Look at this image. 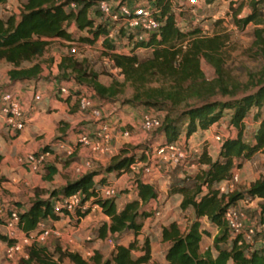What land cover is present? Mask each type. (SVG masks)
<instances>
[{"label": "trees", "instance_id": "16d2710c", "mask_svg": "<svg viewBox=\"0 0 264 264\" xmlns=\"http://www.w3.org/2000/svg\"><path fill=\"white\" fill-rule=\"evenodd\" d=\"M16 1L21 4L18 15L0 16V63L9 66L6 74L10 84L38 81L42 66L36 60L45 54L53 41L77 42L81 46H94L100 42L102 55L119 70L123 80L112 79L109 85H104L99 82V73L86 59L63 55L56 65L55 81L73 87L67 86L71 92L67 99L59 97L60 86L56 94L59 100L76 107L73 113H78L76 96L79 93H91V99L101 108L116 102L128 83L134 90L129 103L166 112L162 119L159 118L160 127L152 132L156 134L154 143L179 142L182 134L188 138L198 130H208L225 116L229 118L237 135L218 143L215 159L204 148L198 157V171L184 175L168 187L170 196L180 198L179 210L191 211L194 221L184 232L175 221L163 224L160 237L167 246L164 260L166 264H264V244L259 243L257 237L252 244L241 236H234L223 219L228 208L236 207L247 198H258L263 202L258 206V221L254 226L264 227V175L243 190L220 191V185L228 182L233 171L242 168L243 162L256 154L264 155V71L246 73L245 83L230 77L224 68L228 37L222 33L204 35L197 27L182 30L170 0H148L159 10L156 17L160 26L142 41L134 40L133 34L123 40V35L119 34L116 38L124 42L125 52H120L116 41L107 37V25L100 22L96 0ZM214 1L206 0L205 6ZM6 2L0 0V5ZM248 8L249 14L238 18L242 11L240 5L232 14V21L241 29L248 24L254 26L252 47L256 56L264 59V0H251ZM138 50L149 51V56L140 59ZM202 61L214 70V79L208 81L205 78ZM155 82L161 86L151 87ZM239 93L243 95L237 98ZM189 99L195 100L194 104H189ZM252 109L256 111L254 120L258 126L248 142L243 140L242 130L244 119ZM109 124L113 123L109 120ZM90 132L91 129L80 127L78 135ZM136 162L135 153H129L128 147L122 148L103 172L119 176L129 172L130 165ZM101 172L80 175L59 189L39 191L25 208L18 205L20 229L30 233L42 222L60 220L54 203L63 197L77 192L82 194L83 201L95 197L107 184L106 177L98 178L103 174ZM55 173L52 168L48 180ZM135 186L136 198L126 202L121 209H118L115 197L91 201L99 205L109 220L96 231L97 239L111 237L115 242L109 258L104 259L99 251H94L89 259H83L78 252L65 250L60 245L51 247V252L48 246L32 245L26 249L27 258L19 259L17 264H149L151 242L148 237H143L142 241L138 237L143 229L142 222L154 215L151 206L158 194L151 184L136 180ZM68 218L71 223L74 221L72 217ZM202 220L215 228L213 236L202 228ZM126 233H131L133 239L123 244L120 240ZM203 236L211 237L212 246L200 252ZM0 242L11 243L1 233Z\"/></svg>", "mask_w": 264, "mask_h": 264}, {"label": "rangeland", "instance_id": "374dc122", "mask_svg": "<svg viewBox=\"0 0 264 264\" xmlns=\"http://www.w3.org/2000/svg\"><path fill=\"white\" fill-rule=\"evenodd\" d=\"M112 2L127 3L131 0H111ZM251 0H215L209 6L192 7L184 3L182 0H176L175 13L178 14V25L182 30H190L194 27L201 29L202 34L211 36L216 33L225 34L228 37V43L225 50L226 63L224 65L226 73L239 80L241 83L247 81L246 73H257L264 71V59L259 58L255 54V49L252 47L254 26L248 24L244 28H239L232 21V14L238 7L242 6L238 18H243L249 14L248 4ZM20 2L16 0H7L4 5H0V16L6 18L9 15H18L20 12ZM264 15V14H263ZM116 44L120 52L127 51L124 47V42L116 38ZM70 47H75L77 50L78 59H86L92 68L99 73V82L104 85H109L112 79L122 82L123 77L119 70L113 67V64L108 58L101 53V44L98 42L94 46L84 48L77 44V42L69 44L63 41H53L48 46L45 54L36 60L42 66V73L38 81L24 83L21 85L12 86L7 78V71L9 66L5 63H0V94L2 92L14 93L22 103L25 101V96L31 94L32 102L30 108H35L33 111L29 108L25 110L24 115L29 122L25 135V143L16 142L14 140V133L11 132L3 123L0 122V149L8 151L10 154L6 164L0 165V206L2 207V214L0 215V233L5 234L4 223L8 218V214L12 210L19 211V206L27 207L29 200L33 195L39 191H52L61 188L63 177L67 179H75L79 174L75 172V164L82 165L86 162L90 163L88 170H83L82 175L93 171H102L109 165L113 156L120 153L122 148H129V153H135L138 161L144 162L145 158L143 152L146 151L147 146L155 144L152 140L156 137L155 133L144 134L139 127L143 116H157L162 119L165 111H158L157 109L145 108L144 106H135L129 101L134 95L133 88L127 83L123 87L116 102L108 105V111H111L112 117L110 121L117 125L119 129L129 130V137H122L118 135L117 140L112 142L111 152L108 155H92L88 151L75 150L69 155V148H73L77 139L79 126L76 122V117L68 116L65 111L59 115L52 114L58 110L56 102L59 98L56 94V89L60 86L55 77L58 75L56 65L59 59L66 54H69ZM137 55L140 59H145L149 56V51L138 50ZM201 70L205 78L210 81L214 79V70L204 61L201 63ZM73 87L71 84H66ZM151 87H160V83H152ZM243 94L239 93L238 97ZM35 96H39V100H35ZM226 100V98L218 97ZM195 100L189 99V104H194ZM39 105V106H38ZM37 106H41L36 118H33L37 111ZM182 107V105H181ZM104 109L106 108L103 107ZM106 110V109H105ZM264 111V108H263ZM256 111L252 109L250 114L244 119L242 136L244 141L250 142L253 133L255 132L258 123L254 120ZM62 119V122H59ZM128 125V127H127ZM85 128V127H84ZM64 130V132H61ZM219 134L222 140L237 135V130L229 123V118L225 116L217 124H215L211 131L198 130L189 138H185L182 134L179 146L187 154V158L179 165H162L150 176L147 181L156 189L158 199L152 204V211L154 215L142 222L143 229L139 235V241L143 237H148L151 242L152 260L149 264H166L164 255L166 252V244L161 242L160 230L164 223L175 221L180 227L181 231H186L191 223L194 221V215L191 211H180L178 208L179 196H170L168 194V187L171 183L178 179H182L186 174H194L200 168L198 164V157L202 150L207 149L212 159L218 155L220 144H218L213 136ZM13 141V142H12ZM64 142L68 148L60 149L57 145ZM24 146H27L24 148ZM45 150V148H47ZM23 149V151H20ZM10 151V152H9ZM19 152V153H18ZM48 153L39 171L31 178H27V185L22 181L25 179L22 169L18 172L15 170L14 162L17 158L23 157L28 153ZM26 153V154H25ZM13 165L12 169L9 168ZM54 168L59 174L55 175L54 183H44L41 185V180H44L45 175ZM235 175L237 180L224 184L225 192H232L234 190H243L249 184L260 179L264 175V155L256 154L251 160L243 162L241 169H235L232 176ZM139 174L127 172L120 177L112 174L109 176L108 185L114 187L116 190L115 201L118 208H121L125 202H128L126 195L133 196V185L138 180ZM231 180V179H230ZM46 197V196H45ZM263 200L255 198L253 200L246 199L239 202L236 209L243 215L246 226H254L258 221V206ZM4 221V222H3ZM75 221V220H74ZM104 219L96 210L91 212L89 219L84 221L80 227H76L75 223H69L64 219L56 225L61 235L60 237H49L45 242L39 246L50 247V252L53 251L51 247L60 245L65 250L78 252L83 259H89L94 251H99L103 258H109L114 247V240L112 244L106 240L97 239L96 231L103 223ZM52 222L46 221L45 226L50 227ZM75 225V226H74ZM202 228L207 230L211 236L216 233L214 227L205 221H201ZM74 226L72 229L71 227ZM70 230V232H69ZM68 231V232H67ZM89 237L90 241L86 238ZM133 235L126 233L121 237V243L127 244ZM212 246L211 237L203 236L200 242V252ZM0 264H12L5 255V244L0 242ZM64 264H68L64 262Z\"/></svg>", "mask_w": 264, "mask_h": 264}, {"label": "built area", "instance_id": "2783aa9c", "mask_svg": "<svg viewBox=\"0 0 264 264\" xmlns=\"http://www.w3.org/2000/svg\"><path fill=\"white\" fill-rule=\"evenodd\" d=\"M97 9L100 12V22L107 25V37L111 41H115L120 34L122 39L133 34L136 41L146 40L147 37L157 31L160 22L157 19L159 10L154 8L148 0H131L127 3L112 2L111 0H96ZM172 5L176 0H170ZM189 6L198 7L204 6L206 0H182ZM72 7H74L72 5ZM88 48V46H84ZM69 55L76 57L77 50L75 47H70ZM58 95L61 99H67L71 96V92L67 86H61L58 89ZM92 94L89 92H81L76 96L78 106V114L87 119L92 124L90 133H83L78 135V139L73 146L69 148V154L73 153L75 147L81 146L92 155H108L111 152L112 142L117 140L118 135L124 138L130 136L129 130H122L117 125L109 124L112 117L111 111L103 107L96 106L91 99ZM39 100V96L34 97ZM0 114L4 125L13 132L22 131L26 127V120L24 115V105L22 101L12 92H2L0 94ZM140 130L144 134L152 133L160 127V119L157 116H143L140 124ZM213 139L220 143L222 136L216 134ZM60 149L68 148L64 143L57 145ZM145 158L144 162H136L130 165V172L139 174L138 180L150 184L147 177L150 176L162 165L181 164L186 158L187 154L179 146L178 142L172 144L161 145L155 143L147 146L146 151L143 152ZM48 153H28L23 157L17 159V163L23 169L37 173L43 164ZM90 163L86 162L75 167V172L82 175L83 170H88ZM237 180L235 175L231 180L220 185V191L225 192L224 184ZM134 187L135 183H134ZM116 196V190L110 185H104L98 191L95 197L88 201H83L80 192L74 193L70 196L63 197L54 203L55 212L59 213L61 217H72L76 222L80 221L88 211H100L101 208L97 204H92V200L111 199ZM2 207L0 206V215L2 214ZM84 215L83 217L80 215ZM224 222L228 229L234 236H241L250 243H254L255 237L259 243L264 244V227L246 226L243 215L236 209V207L228 208L224 213ZM75 226V225H74ZM74 226L71 228L73 229ZM5 236L11 241L10 244H5V255L9 262L17 264L19 259H26V249L32 245H40L49 237H60V233L53 227L45 226V223H40L37 229L30 233H24L20 229L19 215L16 210L10 211L8 218L4 223ZM90 238L87 237L86 240ZM108 243L112 244V240L108 237Z\"/></svg>", "mask_w": 264, "mask_h": 264}, {"label": "crops", "instance_id": "0c3cea01", "mask_svg": "<svg viewBox=\"0 0 264 264\" xmlns=\"http://www.w3.org/2000/svg\"><path fill=\"white\" fill-rule=\"evenodd\" d=\"M10 83V82H9ZM24 83H30V82H24ZM24 83H17V84H10V85H12V86H16V85H21V84H24ZM25 101H24V103H23V105H24V108H25V110H27L28 108L30 109V110H34L33 108H30V106H31V102H32V98H31V94H29V95H27V96H25ZM56 104V107H52L54 110H58V111H56V112H53L52 114H54V115H59V113H64V111H65V113L68 115V116H70V117H76V122H77V125L78 126H80V127H85V128H89V129H91L92 130V124L91 123H89V121L87 120V119H85V118H83V117H81L78 113H77V111L76 112H74L73 113V111H75L76 110V107L74 106H72L71 104L72 103H65V102H63V101H59V102H56L55 103ZM39 106V105H38ZM37 106V111L34 113V115H33V118H32V120L34 119V118H36V116L38 115V113H39V111L41 110V106L40 107H38ZM38 109H39V111H38ZM25 120H26V127L22 130V131H18V132H13V131H11V132H13L14 133V140L16 141V142H22V143H25V135H27V136H29V134H28V132H26L27 131V129H28V126H29V122L27 121V118H25ZM0 122L1 123H3L4 124V122H3V119H2V117H1V114H0ZM59 122H62V119H59ZM215 125V124H214ZM214 125H212L208 130H206V131H211L212 130V128H213V126ZM61 132H64V130H61ZM196 133V132H195ZM194 133V134H195ZM193 135V134H192ZM191 135V136H192ZM190 136V137H191ZM181 138V137H180ZM189 138V137H188ZM180 140V139H179ZM13 142V141H12ZM61 143V142H60ZM64 143V142H63ZM64 145H65V143H64ZM67 146V145H66ZM25 147H27V146H24V148ZM84 150V151H86L84 148H82L81 146H77V147H75V149H74V151L75 150ZM20 151H23V149H20ZM8 151H5V154H7V155H4V151H2L1 149H0V155H1V157H2V159H1V161H0V165H3V164H6V162H7V160L9 159V156H10V154L9 153H7ZM10 152V151H9ZM19 153V152H18ZM26 153H28V152H26ZM25 153V154H26ZM72 154V153H71ZM70 155V154H69ZM18 159V158H17ZM17 159L15 160V162H14V167L16 166V168H15V170L18 172L20 169H22L23 171H22V173L24 174V176H25V179L22 181V183L24 184V185H27V178H31L32 176H33V174H35V173H32V172H29V171H27V170H25V169H23L22 167H20L19 166V164L17 163ZM8 163V162H7ZM75 167H77L78 165L77 164H75L74 165ZM12 167H13V165H10V163H9V168L8 169H12ZM74 170H75V168H74ZM59 172V171H58ZM57 171H56V173L53 175V177H52V179L51 180H48V175H49V173H47V175H45V177H44V180L42 181L41 180V185H43L44 183H46V184H48V183H54V181H52L53 179H54V177H55V175H58L59 173H58ZM130 172V171H129ZM102 173V172H101ZM125 173H127V172H125ZM122 174H124V173H122ZM121 174V175H122ZM110 175H112V174H106L105 173V176L102 174L101 176H98V178H101V177H106V181H107V184L106 185H108V181H109V176ZM115 175V174H114ZM121 175H119L118 177H120ZM117 176V175H116ZM78 177H76L75 179H67V178H62L63 179V183L61 184V187L62 186H64L67 182H70V181H74V180H76ZM133 189H134V192H133V198H132V196L130 195V194H128V195H126V197L128 198V202L129 201H131V200H133V199H135L136 198V189H135V187H134V185H133ZM46 191H48L47 189H45ZM33 197H34V195H33ZM33 197H32V199H33ZM31 199V200H32ZM31 200H29V203H30V201ZM126 203V202H125ZM124 203V204H125ZM122 208V207H121ZM121 208H118V209H121ZM91 212H93V210H91V211H88V213L80 220V221H78V222H76V221H72V223L74 222L75 223V225H76V227H80V225H82L83 223H84V221H86L87 219H89V215L91 214ZM95 212V211H94ZM100 214H101V216H102V218L104 219V221L103 222H108L109 220H108V218L102 213V212H100V211H98ZM64 219H67L68 220V222L69 223H71L70 221H69V218L68 217H61L60 218V220H58V221H56V222H52V225H51V227H53V228H55L58 232H59V230L56 228V225L58 224V223H60L61 221H63ZM4 227V226H3ZM68 232V231H67ZM69 232H70V230H69ZM71 233V232H70ZM62 236H64V234L63 235H61L60 234V238L62 237ZM107 239V238H106ZM105 239V240H106ZM114 248V247H113ZM97 251V250H96ZM113 251V250H112ZM152 260V259H151Z\"/></svg>", "mask_w": 264, "mask_h": 264}]
</instances>
